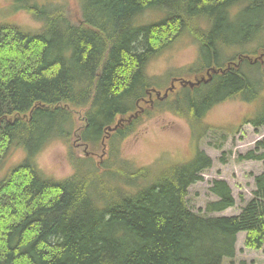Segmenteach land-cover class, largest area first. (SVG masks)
I'll list each match as a JSON object with an SVG mask.
<instances>
[{"label":"trees","instance_id":"1","mask_svg":"<svg viewBox=\"0 0 264 264\" xmlns=\"http://www.w3.org/2000/svg\"><path fill=\"white\" fill-rule=\"evenodd\" d=\"M16 1L38 25L0 23V264H225L240 232L247 247L264 250V171L254 175L252 198L237 215L211 214L235 203L222 179L211 181L216 199L205 213L186 200L213 163L197 141L220 133V148L239 128L208 124L206 112L232 97L251 102L263 89L264 65L234 56L264 48V0H80L77 22L61 2ZM186 36L197 44L194 62L216 73L108 133L136 112L153 82L162 83L149 75V62ZM234 61L238 66L224 65ZM193 68L187 73L198 81ZM259 101L260 110L244 120L254 127L264 125ZM157 110L186 121L194 148L138 166L123 158L120 142L143 113ZM74 136L91 148L108 138L110 158H75L70 149V175L49 178L34 158L49 141L67 144ZM17 149L26 157L6 168ZM261 149L264 139L238 159L264 161Z\"/></svg>","mask_w":264,"mask_h":264},{"label":"rangeland","instance_id":"2","mask_svg":"<svg viewBox=\"0 0 264 264\" xmlns=\"http://www.w3.org/2000/svg\"><path fill=\"white\" fill-rule=\"evenodd\" d=\"M33 1H35L37 5H51L52 2V0ZM54 1L62 3L61 6L66 8L65 15L69 17L72 22L78 21L82 16L80 11V0ZM19 8L16 0H0V23L17 22L35 28L38 25L36 21H34L27 12ZM232 12H235V10ZM154 20V18L149 17V21ZM241 20L242 19L238 20L236 23L239 24ZM262 34L264 35L263 30ZM195 37H197L196 32ZM263 39L264 38H261L260 41ZM258 43L259 42H257V44ZM255 45L256 44H254V46ZM196 51V42L191 40L189 36H186L179 39L168 50H165L149 62L147 67L149 75L159 78L162 82L157 84L153 82V87L156 86L157 89L155 90L160 92L158 98H163L165 90L169 87H172L168 92H171L172 96L178 90H182L183 87L179 84L181 79L193 80V75L187 73L189 72V67H195L193 69L197 72L202 70L204 66L203 62L200 60L196 62L193 61L196 56ZM261 51L262 50H255L252 55L242 53L235 54V61L247 57L251 61L259 59L262 65H264V58L260 57L259 54ZM238 63L239 61L237 63H232V65H238ZM212 67L213 65H211V68ZM184 69L186 72L179 74V72ZM197 75L199 77H205L206 73L200 72ZM192 89L193 87L191 86L189 91H192ZM168 93L166 95L167 97ZM146 99L145 102H140V106L143 108L153 107V105L150 104L156 102V92L151 90L149 97L146 96ZM260 99H264V87L259 98L252 103L243 102L241 99L239 100L236 97H232L214 104L206 112L204 120L208 124L219 127L223 125L233 127L235 124H238L239 128L233 130L231 133H227L226 136L228 138L223 141L220 148H217V145L220 144V133L211 134L210 132L208 133L209 136H204L201 141H197L198 147L206 152L213 163L212 166L201 173L202 180L191 184L188 188L189 191L186 200L189 208L193 212L205 213L206 203L216 199L209 191L211 181L215 178L225 180L231 189L235 203L233 207L227 208L221 212L211 213L212 215H237L245 203L250 199L252 195L251 191L254 189L253 177L264 171V161L253 159L239 160L238 156L239 154L246 153L249 149H253L257 141L264 139V125L254 127L247 123L242 124L245 118L255 116L260 106ZM81 112L82 110H77L76 112L77 125L81 124V122L78 121V118H82L80 116ZM143 112H145V110ZM107 139L108 138L103 139L99 142V145L93 148L82 144L83 142L79 139L76 140L75 136L69 138L67 144L61 142V140L49 141L48 144L37 153L36 163L49 178L62 179L72 172V168L69 164L70 149L75 158L86 154L88 155L86 157H93L95 162L98 161L102 163L110 158L108 154L110 143ZM192 141L193 139L189 126L183 118L167 110H157V113L154 115L143 113L141 118L136 121L135 131L121 140L119 150L123 154V158L130 161L134 160L138 166H143L159 161L163 156H171L179 159L189 155V150L194 148V144L191 143ZM25 157L26 154L23 150H13L8 155L4 166H6V168L11 166L12 168ZM188 160L189 158L182 161ZM2 178L3 174L0 175V179ZM240 196L243 197V200H241ZM244 238L245 232H240L237 235L234 257L227 260L225 264H264V250H256L247 247L244 243Z\"/></svg>","mask_w":264,"mask_h":264},{"label":"water","instance_id":"3","mask_svg":"<svg viewBox=\"0 0 264 264\" xmlns=\"http://www.w3.org/2000/svg\"><path fill=\"white\" fill-rule=\"evenodd\" d=\"M184 83H185V84H190L191 86L194 85V84H195V85H198V84H199V82L192 83V82L189 81V80H185ZM136 115H137V113L134 114V116H136ZM130 119H131V117L128 118V121H129ZM120 123L122 124V119L118 120V121H117V124H116L113 128L109 127V130H114V129H115Z\"/></svg>","mask_w":264,"mask_h":264},{"label":"bare ground","instance_id":"4","mask_svg":"<svg viewBox=\"0 0 264 264\" xmlns=\"http://www.w3.org/2000/svg\"><path fill=\"white\" fill-rule=\"evenodd\" d=\"M240 58V57H239Z\"/></svg>","mask_w":264,"mask_h":264},{"label":"flooded vegetation","instance_id":"5","mask_svg":"<svg viewBox=\"0 0 264 264\" xmlns=\"http://www.w3.org/2000/svg\"><path fill=\"white\" fill-rule=\"evenodd\" d=\"M172 89V88H171Z\"/></svg>","mask_w":264,"mask_h":264}]
</instances>
